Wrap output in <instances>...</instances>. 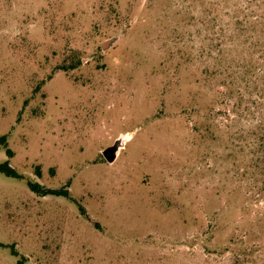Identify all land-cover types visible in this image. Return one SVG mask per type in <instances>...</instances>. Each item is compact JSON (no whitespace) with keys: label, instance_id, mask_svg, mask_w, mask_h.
<instances>
[{"label":"rangeland","instance_id":"1","mask_svg":"<svg viewBox=\"0 0 264 264\" xmlns=\"http://www.w3.org/2000/svg\"><path fill=\"white\" fill-rule=\"evenodd\" d=\"M2 136L0 264H264V0H0Z\"/></svg>","mask_w":264,"mask_h":264},{"label":"trees","instance_id":"2","mask_svg":"<svg viewBox=\"0 0 264 264\" xmlns=\"http://www.w3.org/2000/svg\"><path fill=\"white\" fill-rule=\"evenodd\" d=\"M0 142H5V136L0 137ZM12 150L6 148V154L10 157L12 156ZM0 172L4 173L7 176L12 177H21V174L15 169L14 166L10 164L8 160L0 162ZM28 185L32 191L39 193L41 195L45 194H67L68 191L63 187L62 189H52L41 186L38 182H28Z\"/></svg>","mask_w":264,"mask_h":264},{"label":"water","instance_id":"3","mask_svg":"<svg viewBox=\"0 0 264 264\" xmlns=\"http://www.w3.org/2000/svg\"><path fill=\"white\" fill-rule=\"evenodd\" d=\"M109 41H105L103 43V46H106L108 44ZM122 140L121 139H118L114 145L112 146H109L108 148H106L104 151H103V154L105 156V158L108 160V161H112L116 155V153L118 152L120 146L122 145Z\"/></svg>","mask_w":264,"mask_h":264}]
</instances>
